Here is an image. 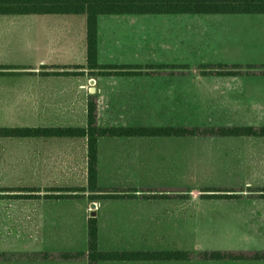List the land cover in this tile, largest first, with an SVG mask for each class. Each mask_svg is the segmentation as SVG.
<instances>
[{"label":"rangeland","instance_id":"374dc122","mask_svg":"<svg viewBox=\"0 0 264 264\" xmlns=\"http://www.w3.org/2000/svg\"><path fill=\"white\" fill-rule=\"evenodd\" d=\"M84 41L83 16H0V64H3L0 67L14 68L0 69L11 73L0 75V79L63 80L64 76L42 75L48 70L44 68L63 65L40 66L39 59L48 56L52 58L50 62L60 63L58 53L64 52L60 46H70L71 53L66 55L72 54V64L76 65L69 68L78 73L80 69L73 67L81 66ZM98 46L101 64L143 70L149 66L178 65L185 72L182 77L159 80L89 77L86 72L72 76L71 80L88 81L92 88H101L103 93H123L113 109L115 114L122 112L124 116L120 123L114 124L264 125V77L200 75L206 66L264 64V15L103 16L98 18ZM66 55L63 60H67ZM56 70L59 69L48 71ZM113 83L127 85L114 90ZM109 107L107 102L100 103L102 117L111 113ZM134 144L157 147L158 164L144 165L136 171L100 169V187L120 188V193L135 194V198L95 201L94 208L90 207L88 192H72L80 198L69 200L43 198L51 194L48 192L51 188H83L81 176L75 186H47L41 185L45 180L37 170L8 171L9 179H0L13 183L0 185V252L86 251L84 217H90L91 211L101 215L98 249L103 251L264 248V199L257 198L258 191L264 189V162L254 161L252 154L253 149L264 147V140L152 139ZM256 156L263 155L258 152ZM142 189L155 191L141 192ZM142 193L167 196L144 200L140 198ZM214 194L243 196L220 199L212 198ZM25 195L38 198L28 199ZM123 213L137 214V225L126 231L116 223L118 227L111 233L107 221L113 222L111 217L122 221ZM56 220L59 222L52 226L51 222Z\"/></svg>","mask_w":264,"mask_h":264},{"label":"trees","instance_id":"16d2710c","mask_svg":"<svg viewBox=\"0 0 264 264\" xmlns=\"http://www.w3.org/2000/svg\"><path fill=\"white\" fill-rule=\"evenodd\" d=\"M83 16L85 20V64L74 69H86L91 77L117 78H173L182 77L185 72L175 65L158 67L117 66L101 64L98 61V18L103 16H156V15H264V0H0V16ZM0 69H14L0 67ZM44 76H79L83 73L69 72L67 67H51ZM206 69V71H203ZM61 70V71H60ZM0 71L1 76H9ZM201 76L235 78L241 76L264 77V64L216 65L203 67ZM0 138H85L86 140V185L83 188H51L47 199H76L80 195L72 192H88L90 202L100 200H125L134 194L124 195L120 188H102L98 185L97 152L100 139L120 138H258L264 139V126H106L98 125L97 99L88 96L86 100L85 127H14L0 128ZM158 190V189H156ZM134 192V190H131ZM155 190L142 189L141 192ZM164 191V190H162ZM221 192L228 190L211 189ZM53 192H64L52 194ZM68 192V193H65ZM257 198L264 199V189ZM140 198H165L167 195L142 193ZM28 199L38 195H25ZM83 196V195H81ZM243 195L214 194L212 198L241 199ZM250 198H253L250 197ZM86 251H24L0 252L1 263L38 262H85L105 263H209V262H264V250H118L98 249V224L96 217L86 221Z\"/></svg>","mask_w":264,"mask_h":264},{"label":"crops","instance_id":"0c3cea01","mask_svg":"<svg viewBox=\"0 0 264 264\" xmlns=\"http://www.w3.org/2000/svg\"><path fill=\"white\" fill-rule=\"evenodd\" d=\"M84 49L81 52V66L85 64V41ZM44 48V47H43ZM42 48V49H43ZM59 48V46H58ZM57 48V49H58ZM64 50L58 53L62 61L60 63L50 62L51 57L40 60V66L45 63L61 64L68 67L74 58L70 54V46H60ZM71 53V52H70ZM41 54V52H40ZM67 54V55H66ZM68 57L63 60V57ZM2 53H0V58ZM38 59V58H37ZM99 59V46H98ZM3 66V64H0ZM45 66V65H44ZM57 66V65H55ZM47 67V66H45ZM42 68V67H41ZM50 68V67H49ZM49 68H44L48 69ZM48 70L46 72H48ZM61 71V70H60ZM80 73L86 72V69H80ZM44 76V75H43ZM47 77V76H44ZM72 76H64L60 81H29V80H2L0 79V128H24V127H85L86 123V100L92 95L97 99V121L98 125L106 126H186V125H128L114 124L120 123L124 113L115 114L113 106L123 98V93L110 92L103 93L101 88L95 89L86 81L71 80ZM91 77V76H89ZM9 78V77H8ZM159 80V78H140ZM127 84L113 83L112 89L121 88ZM134 84H132L133 86ZM98 90V91H97ZM107 102L112 108L111 113H107L106 117L100 115V103ZM111 121V122H109ZM107 122L109 124H100ZM190 126V125H187ZM201 126H222V125H201ZM226 126H264V125H226ZM152 139H175V138H120V139H100L98 141L97 152V171L99 185V170L103 167H117L118 169L142 170L144 165H157L159 162V150L152 146H138L135 141L152 140ZM208 139V138H204ZM239 139V138H236ZM241 139V138H240ZM242 139H258V138H242ZM184 140V139H178ZM190 140V139H188ZM264 140V139H262ZM254 161L264 162V147L252 150ZM173 151H169L172 153ZM260 153L262 157L256 156ZM37 170L42 180L41 185L47 186H75L78 176H81L85 187L86 185V140L85 138H0V179H9L8 171H24ZM79 173V174H78ZM10 182H0V185H10ZM153 190V189H152ZM135 195V194H134ZM52 201L69 200V199H47ZM135 198V197H134ZM138 198V197H137ZM250 198V197H248ZM146 199V198H141ZM125 199L122 201H126ZM101 201V200H100ZM95 203V202H91ZM90 203V207H91ZM94 212L97 219L98 232H101L102 221L101 215ZM44 216L45 213H42ZM122 221L112 218L106 223L110 226L111 233H115L116 227L124 230L134 228L137 224L139 216L134 213L122 214ZM88 217H84L85 229ZM58 220L52 221L51 225H55ZM118 226H117V224ZM125 231V232H126ZM86 242V235L85 241ZM121 250H130L122 248ZM148 250V249H133ZM155 250V249H149ZM165 250V249H163ZM246 250V249H240ZM253 251L264 250L249 249ZM109 251V250H108ZM41 262H38L39 264ZM50 263H82V262H43ZM85 263V262H83ZM259 263V262H254ZM264 263V262H263ZM25 264V263H23Z\"/></svg>","mask_w":264,"mask_h":264},{"label":"water","instance_id":"95a60500","mask_svg":"<svg viewBox=\"0 0 264 264\" xmlns=\"http://www.w3.org/2000/svg\"><path fill=\"white\" fill-rule=\"evenodd\" d=\"M95 206V203H91V208H94ZM90 217H94V212H90Z\"/></svg>","mask_w":264,"mask_h":264}]
</instances>
